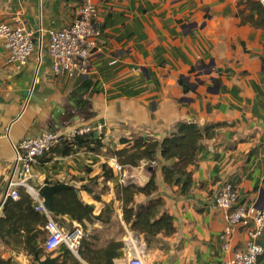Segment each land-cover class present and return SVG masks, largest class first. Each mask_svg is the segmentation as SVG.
Masks as SVG:
<instances>
[{
    "label": "crops",
    "instance_id": "1",
    "mask_svg": "<svg viewBox=\"0 0 264 264\" xmlns=\"http://www.w3.org/2000/svg\"><path fill=\"white\" fill-rule=\"evenodd\" d=\"M83 1L0 0V22L15 25L21 20L29 30L61 29L76 18ZM93 1L99 7L102 33L86 78L56 76L47 50L41 62L37 49L26 64L9 63L0 39V216L15 163L14 144L52 131L51 101L71 112L55 132L70 134L90 126L104 136L105 146L100 153H48L49 161L34 164L31 181L37 189L47 182L80 189L100 175L92 185L95 193L107 183L111 188L108 194L98 193L101 201L79 191L81 200L94 206L95 215L112 201L122 203L115 192L117 178L105 181L101 176L103 165L115 159L108 150L125 146L122 138L162 140L181 121L201 127L222 124L200 141L197 164L188 168L192 184L186 189L183 182H165L162 166L174 160L166 161L158 152L153 197L164 200L176 231L160 234L150 248L143 235L139 241L143 255L150 257L148 264H224L245 247L246 236L234 232L230 249L223 248L226 220L225 211L214 203L217 193L230 182L243 203L264 207V30L241 22V0ZM126 168L133 184L149 181L152 167L141 162ZM148 200L144 194L135 196L136 203ZM119 211L122 214L123 207ZM59 219L71 227L80 224L69 216ZM261 243L264 247V235ZM0 260L32 264L11 254L0 253ZM259 264H264V254Z\"/></svg>",
    "mask_w": 264,
    "mask_h": 264
},
{
    "label": "trees",
    "instance_id": "2",
    "mask_svg": "<svg viewBox=\"0 0 264 264\" xmlns=\"http://www.w3.org/2000/svg\"><path fill=\"white\" fill-rule=\"evenodd\" d=\"M237 16L243 24H250L256 28L264 30V5L257 0H241L238 3ZM185 91L191 87L180 79ZM222 124H212L201 127L197 123L178 122L175 130L162 140L147 138L144 136H133L131 139L122 138L120 142L125 144L121 149H109L108 153L125 165L136 167L142 161H156L158 152L166 161L174 160L171 165H163L162 171L165 182L171 185H180L186 189L192 184V173L188 171L191 165H196L198 161L197 152L200 141L204 135L211 137L215 130ZM103 135H96L93 131L85 135H76L71 139L62 137L60 143L48 153L59 156H70L80 151L100 153L105 146ZM46 153V154H48ZM46 154L40 158L42 163L50 160ZM151 167V166H148ZM151 176L144 186L136 184L120 185L116 184L117 198L123 203V217L131 230L139 235H143L146 244L150 248L158 242V236L164 234L170 236L175 233L174 218L164 211L165 202L161 197H153L157 192L156 168L150 169ZM105 181L114 180L113 169L105 163L103 174ZM100 175L91 178L87 184H83L80 189L71 187L58 191L53 196V217L58 222L59 218L69 216L73 221L80 223H93L95 220L108 223L110 217L105 216L109 205L103 211L95 215L93 205L84 203L79 191L85 190L97 201H101V196L92 188L98 184ZM47 184H54L47 182ZM20 198L13 200L8 198L3 205V215L0 216V240L5 243L14 241L23 247L28 255L32 256L33 264H38L43 258H52L54 252H47L38 242L41 235L45 234L47 218L38 213L35 208V200L23 188L19 189ZM144 194L149 197L146 203H136L135 196ZM112 210V209H111ZM71 227V226H70ZM84 240V239H83ZM124 241L111 240L105 247L95 249L88 241H82L78 254L80 258L88 264H114V259L122 256ZM58 264H83L77 257L73 256L68 249L53 257ZM0 264H12L11 260H0Z\"/></svg>",
    "mask_w": 264,
    "mask_h": 264
},
{
    "label": "built area",
    "instance_id": "3",
    "mask_svg": "<svg viewBox=\"0 0 264 264\" xmlns=\"http://www.w3.org/2000/svg\"><path fill=\"white\" fill-rule=\"evenodd\" d=\"M257 1L264 5V0ZM98 13V4L93 0H84L76 18L61 29L29 30L21 20L15 25L0 22V39L8 51L9 63L26 64L37 49L39 50L37 60L41 62L43 52L47 50L53 60L52 68L56 76L88 77L92 69L91 59L102 33L97 21ZM97 129L101 130L102 126H98ZM93 130V127L84 126L76 128L70 134L47 131L14 144L15 163L5 200L8 198L18 200L20 188L33 197L36 211L47 218L44 227L46 231L44 249L47 252H55L63 248L79 255L85 230L81 224L67 228L55 220L53 212L45 206L43 198L39 195V189L31 181L34 164L58 145L62 137L71 139ZM109 165L120 185L133 184L127 166L116 158L112 162L109 161ZM142 165L153 168L157 162L142 161ZM214 203L225 211L226 226L221 235L223 248L230 249V239L234 232L239 231L246 236L245 247L234 251L224 264H259L260 257L264 254L261 243L264 235V207L243 203L238 189L230 182H227L217 193ZM126 264L147 263L143 252L134 248L126 255Z\"/></svg>",
    "mask_w": 264,
    "mask_h": 264
},
{
    "label": "rangeland",
    "instance_id": "4",
    "mask_svg": "<svg viewBox=\"0 0 264 264\" xmlns=\"http://www.w3.org/2000/svg\"><path fill=\"white\" fill-rule=\"evenodd\" d=\"M110 190L111 188L107 183L104 184V186L101 187V190H98L97 192L108 194ZM115 190L117 194V189ZM111 204L112 205L105 213V216L110 217V221L108 223H102L95 220L93 223L85 222L84 224H82L85 230V237L83 241H88L95 249H99L105 247L111 240L119 239L120 237L123 238L125 242V246L122 249L123 255L118 259V263L114 261V264H119L120 262L121 264H126V255L128 254V252H130V250H133L134 246L138 250H141V242L139 241V234L131 230L130 226L124 220L123 212L121 214V211H119V208L123 207V203L112 201ZM59 222L61 224H64L66 227L71 226V223H66L63 220H60ZM45 238V234L41 235L40 241L38 242V244L43 248ZM0 253H3L4 255L11 254L13 255V257L18 256L20 258L29 259L30 261H32V264L34 261L33 257L28 255L23 247L17 245V243L14 241H11L7 244L0 240ZM73 256L77 257L83 264H88L87 262L83 261L79 255L73 254ZM144 259L148 264V259H150V257L144 256ZM70 264H72L71 261Z\"/></svg>",
    "mask_w": 264,
    "mask_h": 264
},
{
    "label": "water",
    "instance_id": "5",
    "mask_svg": "<svg viewBox=\"0 0 264 264\" xmlns=\"http://www.w3.org/2000/svg\"><path fill=\"white\" fill-rule=\"evenodd\" d=\"M211 71H208L207 74H210ZM201 82V81H200ZM51 106H54V117L53 120L50 121L49 128L55 132L57 129V125L65 124L69 117L71 116V112L66 106H63L56 101H51ZM64 116L63 120L60 121V118ZM65 126V125H64ZM55 128V129H54ZM72 186L67 183H57V184H45L42 186L38 193L43 198L44 204L47 208H49L52 212H54L53 207V196L60 190L71 188ZM38 264H58L55 258H45L38 262Z\"/></svg>",
    "mask_w": 264,
    "mask_h": 264
},
{
    "label": "bare ground",
    "instance_id": "6",
    "mask_svg": "<svg viewBox=\"0 0 264 264\" xmlns=\"http://www.w3.org/2000/svg\"><path fill=\"white\" fill-rule=\"evenodd\" d=\"M119 264H121V262Z\"/></svg>",
    "mask_w": 264,
    "mask_h": 264
}]
</instances>
